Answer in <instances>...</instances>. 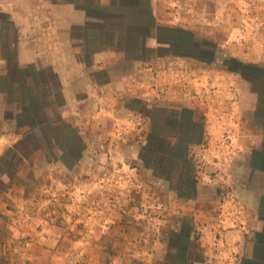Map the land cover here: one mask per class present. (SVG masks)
<instances>
[{"label":"crops","instance_id":"1","mask_svg":"<svg viewBox=\"0 0 264 264\" xmlns=\"http://www.w3.org/2000/svg\"><path fill=\"white\" fill-rule=\"evenodd\" d=\"M171 2L176 4L175 0H0L4 15L0 151L12 152V159L5 160L34 175L42 163L60 168L79 165L83 149L90 151L100 135L109 133L105 121L135 112L128 101L141 100L145 94L157 100L158 87L172 85L173 73L164 77L155 65L143 67L174 57L171 51L147 60L145 54L154 41L162 45L164 38L174 44L175 29L190 31L193 39L185 55L202 64L207 60L200 41L212 38L217 51L208 63L219 70L212 82L206 72L187 76L199 92L212 91L201 97L208 145L203 148L199 186L217 189L213 207L198 211L202 257L192 264H264V0H182L180 14L170 10ZM221 54L226 55L224 61L244 66L248 73L228 70L224 61L218 66ZM86 110L89 133L81 125ZM25 116L28 122H18ZM225 133L230 139L223 137ZM31 135L43 136L53 157H36L47 154L44 143L27 145L30 152H24L23 142H30ZM67 135L69 149L83 143L70 163L59 156L60 140ZM21 172L12 179L17 188L0 201V228L15 237L25 236L31 245L29 260L62 264L70 258V247L64 244L74 241L69 230L76 226H60L53 219L58 208L26 195L30 185Z\"/></svg>","mask_w":264,"mask_h":264},{"label":"rangeland","instance_id":"2","mask_svg":"<svg viewBox=\"0 0 264 264\" xmlns=\"http://www.w3.org/2000/svg\"><path fill=\"white\" fill-rule=\"evenodd\" d=\"M175 2L169 4L170 10L180 14L182 0ZM174 32L177 38L174 44L165 43L164 38L160 40L164 42L162 45L152 41L150 51L145 54L149 60L173 51L174 55L170 54L173 59L162 58L143 66L155 65L159 74L165 73L164 77L173 73L172 85L158 87L157 100L145 94L141 100L128 101L135 112L105 121L109 133L100 135L90 151L83 149L79 165L60 168L42 163L34 175L21 172L18 166L5 160L12 159V152L0 151V163L6 162L4 167L0 165V201L7 200L6 192L17 188L12 179L21 172L30 185L25 189L26 195L31 193L34 202L46 201L48 207L58 208V216L53 219L60 226H76L75 230H69L74 241L64 244L70 247V258L62 264H192L202 257L196 217L199 209L212 208L217 196L213 186H199L203 177V148L208 145L207 116L201 97L209 91L199 92L196 86H191L193 82L187 81V76L206 72L212 82L211 77L218 69L208 62L214 58L216 48L212 38L200 41L205 52L203 58L207 60L201 64L185 55L193 39L191 32L180 28ZM221 55L217 64L220 67L226 57ZM226 60L228 70H237L236 64ZM238 69L248 73L244 66ZM125 104L122 103L124 108ZM87 110L81 125L89 133ZM25 118H18V122H28ZM88 133L84 136L89 138ZM69 140L68 135L60 140L63 151L59 156L67 163L77 158L83 145L78 142V149H69ZM23 143L24 152H30V145L44 143L47 154L39 153L36 157L40 160L46 155L45 158L53 157L51 145L45 143L43 136L31 135L30 142ZM115 214L118 220H112ZM29 251L31 245L24 235L15 237L6 228H0V264H40L27 258Z\"/></svg>","mask_w":264,"mask_h":264},{"label":"built area","instance_id":"3","mask_svg":"<svg viewBox=\"0 0 264 264\" xmlns=\"http://www.w3.org/2000/svg\"><path fill=\"white\" fill-rule=\"evenodd\" d=\"M223 137H224V138H228V139H230V137L228 136L227 133H225V134L223 135Z\"/></svg>","mask_w":264,"mask_h":264}]
</instances>
